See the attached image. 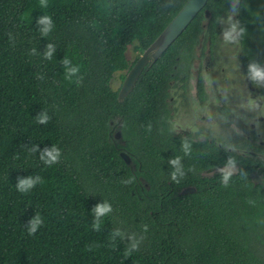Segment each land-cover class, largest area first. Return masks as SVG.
I'll return each instance as SVG.
<instances>
[{
    "label": "trees",
    "instance_id": "obj_1",
    "mask_svg": "<svg viewBox=\"0 0 264 264\" xmlns=\"http://www.w3.org/2000/svg\"><path fill=\"white\" fill-rule=\"evenodd\" d=\"M186 1L0 0V264H264V161L175 132L171 105L230 9L264 66V0H208L125 98L112 87ZM229 159L237 174L203 175Z\"/></svg>",
    "mask_w": 264,
    "mask_h": 264
},
{
    "label": "rangeland",
    "instance_id": "obj_2",
    "mask_svg": "<svg viewBox=\"0 0 264 264\" xmlns=\"http://www.w3.org/2000/svg\"><path fill=\"white\" fill-rule=\"evenodd\" d=\"M237 2L238 0H234ZM235 14V17L233 16ZM237 11L232 9L230 16H226L222 22L221 30L219 34V39L216 48L220 52H217L215 55V61H212V65H216V68H209V76H205L204 80L206 82V100L203 104L197 100L196 95V76L192 75L191 80L188 82V90L185 93V96L182 97V90L179 87V84L175 86V92L172 95V101L175 102L174 109L178 111L176 116H172V126L174 130H189L193 131L197 129L198 125L202 124L201 113H205V138L214 137L217 135V132L207 134V130L220 131V121L223 120L222 114H224L220 109L221 106L229 104L235 92L244 91L245 86L242 83L244 74L241 73V76H237V79H234L236 73V64L238 61V52L240 49L239 43H232L225 39L226 32H232V35L236 37V31L239 28L237 22ZM235 31V32H234ZM264 35V34H263ZM264 39V38H263ZM264 42V40H263ZM262 47H264L262 45ZM137 52L132 50L130 47L127 51V57L132 63L136 58ZM125 73V71H119L115 73V77L112 80V87L115 90H118L122 87L123 79L120 76ZM237 84L232 86L233 83ZM177 87V88H176ZM234 91V92H233ZM173 92V90H172ZM224 97V99H223ZM174 99V100H173ZM199 104V114L194 109ZM249 105V104H248ZM247 105V106H248ZM254 112L251 109H248L245 105H241L231 110L232 117V129L238 131L242 139H247L249 136L248 131L254 128V131L259 134V131H264V124L260 120L254 121ZM241 116L243 117L241 119ZM225 120V118H224ZM255 123V126L252 125ZM204 125V123L202 124ZM240 126L244 127V132L241 131ZM203 127V126H202ZM247 130V131H245ZM197 131V130H195ZM260 136V134H259ZM199 137H203L199 135ZM220 140V139H219Z\"/></svg>",
    "mask_w": 264,
    "mask_h": 264
},
{
    "label": "flooded vegetation",
    "instance_id": "obj_3",
    "mask_svg": "<svg viewBox=\"0 0 264 264\" xmlns=\"http://www.w3.org/2000/svg\"><path fill=\"white\" fill-rule=\"evenodd\" d=\"M237 3H238V1L237 2L234 1L232 4V8H235L234 5H236ZM231 10L232 9L229 10V13L227 16H230ZM233 16L235 17V14ZM225 17H223L222 22L225 19ZM221 25H222V23L220 24V30H221ZM238 25H239V22H238ZM235 33H236V37L234 36L235 39L227 40L228 42L231 41L232 43L238 42L239 46H240V49L238 52V61H237V64L235 66L236 67V73H235V76L233 78L237 79V76H241V73H243L244 78H243L242 83L245 86V90L240 91V92L236 91L234 93L235 96L232 97L228 106L226 104L221 106L220 110L224 114H222L223 120H219L220 124H221L220 125V127H221L220 131H218V130H216V131L207 130L206 135L211 134L213 132H217V135H215V138H217V139H213L214 137H210L208 140L214 141L219 146H223L227 150L235 152V153H237L243 157H251V158H255L259 161H264V131L263 132L259 131V134H260V136H259V134H257V132H256L257 130L254 131V128H253L250 131H248L249 136L245 140V139L241 138L240 134H238V131L232 129L231 110L235 109L236 107L241 106V105H245V109L247 107L248 109H251L254 112L255 115H254V121L253 122L260 120L261 123L264 124V80L256 82L251 78L250 65H252V64L243 63L244 57H242V53H241L242 37H241L240 27L238 28V30ZM219 34H218V39H219ZM218 39H217V43H218ZM217 43H216V46H217ZM216 46L212 51L209 48L208 43L206 44L205 48L203 47L202 43H200L197 46V48L195 50L196 58L192 64V66L190 67L189 75H188L189 78H188V81L185 83L186 87L183 88L182 87L183 83L178 81L177 83L173 84L172 95L175 92L176 84H179V87L182 90V97H184L185 93L188 90V86H189L188 82L191 80L192 75H195L196 76V95L198 98L197 100H199L202 104H203V102H205V100H206V82L204 80V77L209 76V68L211 66L216 68V65L211 64L213 60L215 61V55L217 54V52H220L218 50V48H216ZM259 67L264 69V66H259ZM200 78L202 80V83H201L202 88L199 85V79ZM236 84H237V82H235V84L233 83L232 86H235ZM223 99H224V97H223ZM174 104H175V102L172 101V116L173 115L176 116V113L179 109L178 108L177 110H175ZM194 109L196 110V112H198L199 111V104ZM197 114H199V112ZM224 118H225V120H224ZM242 118L243 117L241 116V119ZM200 119L204 123V125H202L203 123L198 125L197 129H195L197 131L194 130V132H193V131H189V130H175V132L184 133V135H185V133H186V135L190 134V135L194 136L195 140L201 139L204 141L205 140V113L204 114H203V112L201 113ZM252 125L255 126V123H252ZM255 127H257V126H255ZM240 128H241V131L244 132V127L240 126ZM245 131H247V130H245ZM199 135H202L203 137H199ZM225 165H228V164H225ZM234 165L238 166V171H239L241 164L235 163ZM237 173H235V174H237ZM251 174H252V180L257 175H260L262 180H263L262 174L257 173L255 171L251 172ZM203 175H204V172H203Z\"/></svg>",
    "mask_w": 264,
    "mask_h": 264
},
{
    "label": "water",
    "instance_id": "obj_4",
    "mask_svg": "<svg viewBox=\"0 0 264 264\" xmlns=\"http://www.w3.org/2000/svg\"><path fill=\"white\" fill-rule=\"evenodd\" d=\"M208 0H187L180 11L175 15L171 22L165 27V29L159 34V36L153 41V43L143 52L140 57L128 71L122 87L119 91V99L125 98L135 86L139 76L150 62H155L161 55L169 48V46L184 32L189 26L195 16L205 8ZM208 11L206 10V14ZM122 137L121 131H117L116 138ZM122 156L128 163L131 162L130 157L126 153H122ZM230 171L232 174L238 172L237 165H222L213 168H209L204 171V175H214L217 172ZM262 178L257 175L253 178L255 184L260 183ZM195 186H188L182 190L183 194L196 192Z\"/></svg>",
    "mask_w": 264,
    "mask_h": 264
},
{
    "label": "clouds",
    "instance_id": "obj_5",
    "mask_svg": "<svg viewBox=\"0 0 264 264\" xmlns=\"http://www.w3.org/2000/svg\"><path fill=\"white\" fill-rule=\"evenodd\" d=\"M40 4L43 7H47V0H40ZM41 22L45 23L47 25L42 30L43 33L46 34L49 30V27L51 26L50 18L49 17H43V18H41ZM225 39L226 40H232V39H235V37L232 35V32H226L225 33ZM76 70L77 69H69V71H76ZM250 74H251V78L256 82L264 80V69L260 68L256 64L250 65ZM184 148L187 152V150L189 148V145L187 144V142H185ZM57 154H58L57 149L53 148L51 150H46L45 156L49 159V161H54L57 158ZM42 158H44V157L42 156ZM178 162H179V158L172 161L173 164H177ZM234 163H235V161L233 159L228 160L229 166L234 165ZM223 175H224V179L227 180L232 175V173L230 171H224ZM173 178H175V173L173 174ZM33 183H34V181L31 178L26 179V180H21V182L19 184V189L21 191H26L28 188H30L33 185ZM108 210H109V208L107 205H100L97 207L96 212H97V215H100V214L105 213ZM38 223H39V218L37 217V219L32 221V228H31L32 231H35V228H36Z\"/></svg>",
    "mask_w": 264,
    "mask_h": 264
}]
</instances>
